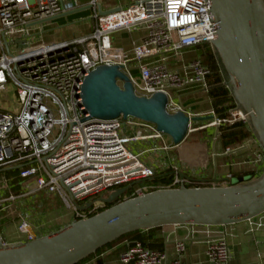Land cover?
<instances>
[{"label": "built area", "instance_id": "2783aa9c", "mask_svg": "<svg viewBox=\"0 0 264 264\" xmlns=\"http://www.w3.org/2000/svg\"><path fill=\"white\" fill-rule=\"evenodd\" d=\"M85 7L89 16L82 34L70 39H31L34 22ZM212 18L205 0H128L120 4L103 0L82 4L80 0H0V93L12 84L20 104L17 113L0 109V170L16 168L20 188L18 193L5 196L0 191V213L18 218L17 238L9 240L0 234V248L35 238L30 211L17 209L16 202L22 197L56 194L75 217L85 218L101 206H94L92 200L81 211L75 203L106 196L115 187L131 186L158 173L143 160L146 150L132 152L128 143L160 139L161 148L168 149L171 146L164 143L163 133L153 123L130 116L90 117L81 97L83 80L99 65H118L131 80L136 95L150 97L161 92L167 97V112L182 110L171 91L193 83L207 91L210 70L200 58L180 68L172 64L183 50L211 45L216 36ZM135 31H143V36L133 42L130 52L111 41L115 33ZM211 114L214 119L209 126L250 124L247 113L237 105L228 107L227 117L214 116V111ZM168 169L174 175L172 185L190 182L179 175L177 165ZM231 177L226 175L227 180ZM10 180L16 179L6 181ZM8 185L5 187H11ZM139 190L134 193L142 194ZM262 225L256 223L258 228ZM175 248L177 257L169 264H185V244L178 241ZM260 256L258 253L257 260L248 264H264ZM205 258L204 264H229L224 235L208 242ZM119 261L166 264V254L136 241L120 253Z\"/></svg>", "mask_w": 264, "mask_h": 264}, {"label": "water", "instance_id": "95a60500", "mask_svg": "<svg viewBox=\"0 0 264 264\" xmlns=\"http://www.w3.org/2000/svg\"><path fill=\"white\" fill-rule=\"evenodd\" d=\"M205 1L215 25L216 36L210 43L224 71L223 84L230 89L236 105L247 113L264 154V0ZM78 11L70 10L33 25ZM119 68L99 65L84 78L81 97L90 117L130 116L151 122L174 145L185 139L190 122L213 118L189 116L183 110L167 112L165 94L136 95L131 80ZM242 181L237 178L227 186L166 187L126 198L53 233L0 248V264H76L132 231L163 225L222 226L247 221L264 212V168L257 180ZM128 188L114 189L98 199L112 203Z\"/></svg>", "mask_w": 264, "mask_h": 264}, {"label": "crops", "instance_id": "0c3cea01", "mask_svg": "<svg viewBox=\"0 0 264 264\" xmlns=\"http://www.w3.org/2000/svg\"><path fill=\"white\" fill-rule=\"evenodd\" d=\"M87 0H80L81 4ZM81 15L78 16L80 24L73 25V28L65 36L46 38L50 39H70L75 35H80L84 31L86 20L89 16V9L87 7L80 8L78 11ZM77 13V12H75ZM67 16H61L46 23H53L61 21L60 24L67 23ZM73 20V21H72ZM67 25H72L76 21L72 19ZM75 20V21H74ZM45 22H43L44 24ZM42 24V23H41ZM35 24L32 28L33 33L38 31ZM53 29V28H52ZM47 31V30H46ZM143 36V31H135L131 33L118 32L113 35V44L122 47L130 52L133 42H138ZM197 47L183 50L178 55L177 63L172 66L180 68L187 64L190 60L199 58ZM172 98L181 106V109L189 116H208L212 115L214 111L211 98L199 84L193 83L181 89L171 91ZM230 102L223 104V108L229 105ZM214 116H217L216 114ZM214 119L201 120L191 122L190 131H188L185 139L178 145L165 143L171 147L162 149L157 146H149L148 151L165 150L169 154L159 153L146 155L147 163L155 168L157 172L166 170L170 165H177L178 171L187 176L190 182L207 183L208 186H227L230 185L229 179H226L227 174H231L232 178H243L249 180L250 178H258L264 168V154L259 145L256 136L251 128V125L243 124V128L248 131V135L239 141L235 146L223 147L218 128L209 126L208 124ZM199 133L194 142L189 141L191 134ZM188 139V140H187ZM149 140L142 141L146 143ZM187 141V142H186ZM230 148L229 151L226 149ZM256 158L259 160L257 161ZM216 182V183H214ZM20 203V201H19ZM25 203L22 201L19 206ZM29 211V210H28ZM41 212V211H40ZM32 215V213L30 212ZM30 215V216H31ZM2 218V216L0 217ZM75 220L73 215L67 223L54 224L53 228L46 227V223L35 225L30 221V229L34 237H40L55 232L58 229L70 224ZM264 224V214H260L249 221H241L233 224L222 226H206V225H163L152 232H150V239H156L159 243L156 250L164 251L166 254V264L177 257L175 244L182 241L185 244V251L182 258L185 264H204L205 263V249L208 242L218 235H224L228 244L229 264H248L257 260L259 253L264 262V225L256 227V223ZM11 224L8 221L7 225ZM7 225H5L7 227ZM145 232L144 230H140ZM5 229L0 227V234H4ZM17 232V231H16ZM17 235L12 239L15 240ZM127 242L121 241L109 248L105 249L100 257L104 259L105 264H123L119 261V253L125 248Z\"/></svg>", "mask_w": 264, "mask_h": 264}, {"label": "rangeland", "instance_id": "374dc122", "mask_svg": "<svg viewBox=\"0 0 264 264\" xmlns=\"http://www.w3.org/2000/svg\"><path fill=\"white\" fill-rule=\"evenodd\" d=\"M103 1L120 4V3L127 2L128 0H103ZM80 15L81 14L79 12L69 14L67 16L68 22L64 23V24H60L61 21H59V22H54V24L51 22L50 23L45 22L44 24L42 23L40 25H36L38 28V31L35 33L32 32L31 39H33L34 41H38V40H42V39H46V38L61 37L62 35L65 36L73 28V25L80 24L83 22V21H80L78 19L79 18L78 16H80ZM64 17H66V16H64ZM75 18H76V21L74 20L75 22H73L72 25L71 24L67 25L69 23V21H71L72 19H75ZM87 22H88V20H86V23ZM111 41L113 42V37L111 38ZM207 47H210L211 50L212 49L214 50L212 45L206 43V44L199 45L197 47L198 54L199 55L202 54V52ZM177 60H178V56L175 57V62ZM132 74L136 77L138 75L137 72H133ZM119 84L121 85V82H119ZM19 107H20V104H19L18 98L15 94L14 86L12 84H8L7 91L0 93V109L8 111V112H12V113H17L19 110ZM198 134L199 133H195L192 136L190 134L189 141L194 142L195 139L197 138ZM163 141L165 143L173 144L171 138L164 133H163ZM150 145L161 147L162 141L160 139H151V140L147 141L146 143H143L142 141L137 142V143L136 142H130V143H128V148L130 150H132V152H139L141 149H147ZM154 153H156V154H159V153L169 154L165 150H158V151L156 150L154 152L148 151V153L146 155H150V154H154ZM146 155L143 156V160L145 161V163L146 162L149 163L150 161L147 160ZM8 169L9 168L0 170V191H2L4 196L8 195L10 192H12V193H18L19 192L13 188L14 185H17L16 182H18L19 179H17V175L16 176H11L13 174H11L9 176L5 175L4 171L8 170ZM10 178H14L16 180L11 181L12 180L11 179L10 181H6L7 179H10ZM235 179H236L235 177L232 179H229V183L233 184ZM257 179L258 178L253 177V178H250L249 180H245V181L243 180L242 182L250 183V182H253ZM6 184H9L8 186H11V187H9V188L5 187ZM185 185H187V183H185ZM117 188H119V187H115L113 189H117ZM139 189H140L139 191L144 193V191L147 189V187L146 186H140ZM22 201H24L25 203H28V204H24L20 208L19 204ZM20 203L16 202L17 209L19 210L18 212H23V211L29 210L32 213V215L29 217L30 221H33L35 223V225L40 224V223H46L47 228H49V226H51L50 228H53L56 224L67 223L69 221V219L73 218L72 211L68 210L66 208V206L64 205L62 200L56 194H47L45 192H40V193L36 194L35 196L33 195L32 197H28V198H27V196L22 197V199H20ZM39 204H40V206L38 207ZM77 204L79 206L83 207L82 202L79 201V202H77ZM103 204L104 203H102L98 198L93 199V205L94 206H103ZM81 211H83V209H81ZM262 214H264V212ZM17 220H18V218L16 217V215L6 214L5 212H2V218H0V227L1 226L4 227L5 232L2 235L7 237L9 240H12L18 234L16 232ZM8 221H10L11 224L7 225ZM5 225H7V227Z\"/></svg>", "mask_w": 264, "mask_h": 264}, {"label": "trees", "instance_id": "16d2710c", "mask_svg": "<svg viewBox=\"0 0 264 264\" xmlns=\"http://www.w3.org/2000/svg\"><path fill=\"white\" fill-rule=\"evenodd\" d=\"M212 50L210 49V47H207L202 52V54H200L198 57L200 58L201 62L204 65H206L210 70V73L208 74L206 78L207 84H208L207 93H208V96L212 100L214 112L219 117H227L228 107L235 106L236 103L231 95L230 89L226 85L223 84L224 71H223L222 65L218 59V56L215 50L213 51ZM226 102H230V103L228 106L223 108V104H225ZM218 131H219V136H220L223 147L235 146V144H237L239 141H241L248 135V131L243 128V123L241 122H236L233 125L222 124L218 127ZM4 173L7 176L11 174H13L11 176H16L18 174V171L16 168H9L8 170H5ZM173 179H174L173 172L172 170L168 169L163 172L155 173L150 178L143 179L137 182H133L131 186H129V188L123 194L117 197L112 203L104 204L103 206L90 212L87 216H91L126 198L136 196L134 191L140 186L147 187L145 192L152 191L155 189H160L163 187H179V185H172ZM185 186L186 187H196V186H208V185L207 183L188 182L187 185ZM13 188L16 189L17 191L20 190L18 185H15ZM98 197L100 196L98 195L95 198L82 202V206H85L89 201H92L93 199H96ZM87 209H91V206L87 207ZM0 216H2V213H0ZM78 219L80 218L75 217L74 221ZM159 227L161 226L146 229L144 230L145 232H141L140 230H137V231L126 233L120 236L119 238L113 240L112 242L106 244L105 246L99 248L94 254H90L89 256L82 259L76 264H105V261L103 258L100 257V254L105 249L109 248L110 246H113L124 240L127 242L126 243L127 245H125L126 247L123 248L122 251H124L129 245L133 244L136 241L141 242L144 246L150 249H159L158 241L156 239L149 238L150 232H152L153 230Z\"/></svg>", "mask_w": 264, "mask_h": 264}]
</instances>
